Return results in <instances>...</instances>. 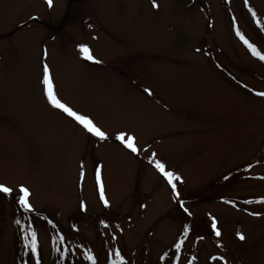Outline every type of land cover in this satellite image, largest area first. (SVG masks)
I'll use <instances>...</instances> for the list:
<instances>
[{
	"label": "rangeland",
	"instance_id": "obj_1",
	"mask_svg": "<svg viewBox=\"0 0 264 264\" xmlns=\"http://www.w3.org/2000/svg\"><path fill=\"white\" fill-rule=\"evenodd\" d=\"M156 3L0 0V183L14 190L0 194V264H34L14 222L21 183L32 193L34 211L23 216L37 229L42 264H90L88 249L97 264H110L116 249L129 264H164L159 257L171 255L188 221L204 239L188 237L181 264L193 256V264H223L211 259L221 255L228 264H264V97L255 95L264 91V61L235 32L264 53L256 22H264V0H249L255 18L244 0ZM80 43L100 63L86 60ZM44 63L61 100L90 116L107 141L48 104ZM120 131L136 137L138 154L115 139ZM153 159L182 177L177 188L192 217ZM57 233L67 257L53 246Z\"/></svg>",
	"mask_w": 264,
	"mask_h": 264
},
{
	"label": "snow or ice",
	"instance_id": "obj_2",
	"mask_svg": "<svg viewBox=\"0 0 264 264\" xmlns=\"http://www.w3.org/2000/svg\"><path fill=\"white\" fill-rule=\"evenodd\" d=\"M46 5L48 8L53 7V0H45ZM245 6H247L248 11L251 13L252 17L255 18L257 13L251 7L249 0H244ZM152 6L154 8H158L159 5L156 3V0H152ZM233 22L235 23V18H233ZM257 24L260 26L261 30L264 31V22L257 20ZM237 37L242 41V43L247 47V49L251 52V54L258 58L260 61H264V53L258 50L257 46L251 43L241 32L239 27L235 29ZM55 39V37H53ZM79 52L84 56L86 60L93 61L95 63H100V61L96 60L95 57L92 55L91 48L86 43H80L78 46ZM200 51V49H197ZM44 55H47V51H44ZM43 93L46 97L48 104H50L53 108L60 110L62 113L66 114L68 117H71L76 123L81 125L87 133H90L94 137H97L99 140L107 141L109 139V135L106 131L102 130L100 126H98L93 119L85 114H81L78 111L74 110L70 105L66 102L62 101L58 95L56 85L54 83V77L51 71V68L47 63L43 64ZM247 87V86H245ZM146 92L151 94L149 89H145ZM255 95L259 97H264V91L255 92ZM115 139L121 143V145L130 150L132 153H139L141 149L137 147L136 144V137L134 135H130L125 131H120L115 135ZM153 158H155V153L152 154ZM155 168L158 170L159 173L166 179L167 183L170 185V190L172 195L177 199L179 207L183 210L187 217H192L193 213L189 210L188 207L185 206V202L180 198L181 194L177 188V182L182 183V177H180L174 171L166 170V165L162 163L158 159H153ZM81 177H83V172L81 173ZM225 180L229 179L228 176L224 177ZM259 179L264 180V177H259ZM96 180L99 185V198L103 202V205L107 208L109 206V200L105 194L104 184L101 178V172L98 168L96 170ZM13 188L7 186L5 183H0V194H5L6 196H12ZM17 195L13 197V199L18 204L19 209L21 210L22 216L21 218H16L14 220L15 224L19 228V232L21 234V239L24 242V248L26 254L29 255L31 260H34V264H42L41 262V254H40V242L38 238V232L36 227L31 222V217L25 218L23 214L32 213L34 211L32 204L30 203V197L32 195L30 188L25 184L21 183L18 186ZM225 203L233 204L234 202L231 200H226ZM244 203L251 204L253 201L246 200ZM258 203L264 204V198H261ZM82 208L85 206L82 204ZM249 215L259 216L261 213L259 212H249ZM21 219H24V224H21ZM47 223L52 224V227L55 229L56 225L53 224L52 221H47ZM100 223L104 226V228H109L110 225L105 221L101 220ZM211 230L214 233L216 238H220L222 236L221 230L218 227V222L215 217L211 219ZM116 228L119 231H123L120 225H116ZM190 235L196 236L194 231V224L191 221L185 222L182 225V230L179 234L178 239L171 245L174 251L171 255L168 252H164L159 259L164 262V264H181V251L184 247L188 237ZM239 240H245V235L241 232L236 233ZM115 234L112 235L111 239L116 240ZM196 239L203 240V236H196ZM66 237L57 233L55 237L52 238L53 246L63 245L65 243ZM218 247H223V245H217ZM58 252H61L63 257H67L70 253V249L64 247L61 249L60 247H56ZM112 255L115 256V259H112ZM110 260V264H129V261L125 259V257L121 254L119 249H116L114 253H110L107 257ZM84 259L89 261L90 264H97V258L93 254L91 249H88L84 253ZM197 257L193 256L188 264H193L196 261ZM212 260L214 261H222L223 264H228V261L225 259L223 255L221 256H212ZM22 264H29L28 261H24L23 257L21 258Z\"/></svg>",
	"mask_w": 264,
	"mask_h": 264
}]
</instances>
